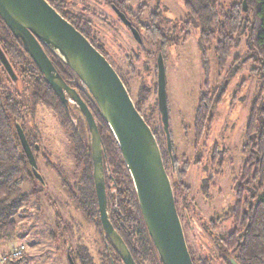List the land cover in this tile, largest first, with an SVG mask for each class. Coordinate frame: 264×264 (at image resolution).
Returning <instances> with one entry per match:
<instances>
[{
  "label": "rangeland",
  "instance_id": "374dc122",
  "mask_svg": "<svg viewBox=\"0 0 264 264\" xmlns=\"http://www.w3.org/2000/svg\"><path fill=\"white\" fill-rule=\"evenodd\" d=\"M185 1L127 0L126 8L136 18L129 14L125 16L138 31L141 46L105 0H65V5L71 14L84 16L91 21V31L98 45L125 83L132 102L135 104L139 98H145L141 105L142 117L148 120L150 129L157 134L161 129L155 94L157 48L140 24H148L149 14L155 9L161 12L160 27L164 35L177 42L166 48L164 62L172 154L179 169L184 161L189 163L179 188L173 186L168 164L165 165L166 172L187 248L196 259L222 264L218 259L219 250L215 240L233 229V222L230 217H225V212L235 201L231 184L244 161L241 147L247 118L258 95L259 81L250 76L252 65L248 60H244L238 70L230 75L233 58L241 60L246 55L245 41L240 39L223 72L217 69L213 45L207 48L209 91L205 89L204 69L197 46L198 30L191 26L184 27L187 20L183 5ZM218 1L225 7L231 3L229 0ZM141 5L144 7L138 14ZM243 5L246 7L245 1ZM187 32L189 39L182 43ZM71 82L85 89L75 75L71 77ZM213 91H217L216 94L223 91L222 100L212 109L213 123L209 132L199 140L194 138L198 99L201 93L208 95L204 99L209 98ZM78 128L89 139L81 116ZM69 133L47 104L41 101L27 104L25 134L29 136L32 146L37 147L35 158L42 182H36L34 189L40 193L24 205L22 211L26 209L25 213L14 217L17 230L11 240L13 244L9 241L1 243L2 246L10 244L8 250L14 244L25 245V264H70L69 251L76 264H81L80 259L83 258L87 261L86 257L91 264H107L97 209L96 213L94 211L88 215L78 202V188L83 186V167L74 160ZM163 135H158V146L160 151L166 152ZM21 190L28 192L30 188L24 183ZM137 244L138 262L156 264L155 259Z\"/></svg>",
  "mask_w": 264,
  "mask_h": 264
},
{
  "label": "trees",
  "instance_id": "16d2710c",
  "mask_svg": "<svg viewBox=\"0 0 264 264\" xmlns=\"http://www.w3.org/2000/svg\"><path fill=\"white\" fill-rule=\"evenodd\" d=\"M46 1L84 35L107 60L102 47L98 45L91 31V21L86 20L84 16L68 12L65 0ZM105 1L111 9L114 6L124 15L129 14L136 18L126 8L127 0ZM229 1L231 3L225 7L218 0H186L183 3L187 14L184 27L191 26L198 30L197 46L201 54L206 90H208L209 81L207 48L213 45L217 69L223 72L232 50L240 44V39L245 41L246 55L241 60L238 57L233 58L230 75L238 70L244 60H248L252 65L249 70L250 76L259 81L258 95L252 103L247 118L245 139L241 147L244 161L238 175L232 179L235 201L225 212V217H230L233 222V229L217 238L215 244L219 250L218 259L222 264H232V262L235 264H264V0ZM243 1L246 2L245 11L242 6ZM143 7L144 5H141L138 8V14L141 13ZM160 22H162L161 12L155 9L149 14L148 24H139L150 41L156 45L157 53L161 52L165 62L166 48L177 42L164 35ZM188 39L187 32L182 43ZM141 45L142 39L139 46ZM0 49L13 71V76H10L0 64V244L7 241L13 244L11 240L16 236L17 230L14 217L25 213L26 209L22 211L24 205L40 193L34 189V185L39 180L32 172L16 130L18 125L26 136L28 103L35 104L41 101L47 104L58 115L61 125L70 132L74 160L83 167V186L78 188L80 193L78 202L88 215L94 211L96 213L97 204L92 177L90 142L78 128L81 116L78 108L74 104H63L59 100L37 66L24 51L21 42L11 34L1 19ZM44 50L58 74L69 86L77 90L95 118L103 147L106 204L111 213L112 226L124 241L136 264H140L136 257L137 242L141 250L147 251L155 259L156 264H160L143 222L132 180L113 135L86 90L71 82V77L74 75L71 70L46 47ZM123 84L126 87L124 82ZM216 92L213 91L206 99L204 98L208 95L205 93L199 96L194 119L196 136L194 138L201 140L206 137V133L212 126V109L221 102L223 94V91L218 94ZM144 99L139 98L134 104L141 116V105ZM143 119L150 127L144 116ZM151 131L158 143V135H163L162 128L159 134L154 130ZM26 139L35 157L37 147L32 146L29 136H26ZM161 156L164 168L166 169V164L169 166L170 175L174 181L173 186L181 187L179 183L186 175L189 163L184 161L179 169L174 158L175 172L172 175L167 152L161 151ZM24 183L30 191L22 192L21 188ZM184 213L188 223L186 211ZM212 229H215V226H212ZM102 232L101 230V234H104ZM104 240L107 264H123L112 244L106 238ZM188 251L193 264H211V261L206 259L194 258L191 251L189 249ZM24 254L19 261L24 259L26 255ZM86 258L88 261V257ZM70 259L73 264H76L72 257ZM87 261L85 258L80 259L81 264H91Z\"/></svg>",
  "mask_w": 264,
  "mask_h": 264
},
{
  "label": "water",
  "instance_id": "95a60500",
  "mask_svg": "<svg viewBox=\"0 0 264 264\" xmlns=\"http://www.w3.org/2000/svg\"><path fill=\"white\" fill-rule=\"evenodd\" d=\"M120 22L137 43L138 31L126 16L112 7ZM245 11V6L243 5ZM0 19L18 39L24 51L63 104H74L89 132L92 177L103 233L123 264H136L107 214L103 147L95 118L77 90L58 74L44 50L46 47L80 80L113 135L132 180L140 213L160 264H193L189 254L168 174L158 143L137 111L122 80L106 58L46 0H0ZM44 46V47H43ZM156 99L166 152L174 175V158L169 132L165 92V66L161 52L156 55ZM0 64L13 76L0 49ZM22 149L34 176L42 182L37 163L22 129L16 126ZM69 263L73 264L70 257ZM232 264H235L232 262Z\"/></svg>",
  "mask_w": 264,
  "mask_h": 264
},
{
  "label": "built area",
  "instance_id": "2783aa9c",
  "mask_svg": "<svg viewBox=\"0 0 264 264\" xmlns=\"http://www.w3.org/2000/svg\"><path fill=\"white\" fill-rule=\"evenodd\" d=\"M26 252V246L23 244L11 245L9 250L0 255V264H15L22 258Z\"/></svg>",
  "mask_w": 264,
  "mask_h": 264
},
{
  "label": "flooded vegetation",
  "instance_id": "af4514ba",
  "mask_svg": "<svg viewBox=\"0 0 264 264\" xmlns=\"http://www.w3.org/2000/svg\"><path fill=\"white\" fill-rule=\"evenodd\" d=\"M36 163H37V161H36ZM166 170V169H165ZM95 196H96V194H95ZM96 204H97V199H96ZM107 205V204H106ZM96 209H97V213H98V219H99V212H98V206H96ZM107 214H108V218H109V220H110V222L112 221V219H111V213H110V211H109V208H108V206H107ZM99 224H100V219H99ZM111 224H112V222H111ZM100 226H101V224H100ZM101 228V227H100ZM114 228V227H113ZM101 230H102V228H101ZM103 233V232H102ZM101 236H102V239H103V244L105 243L104 241V239L106 238V240H108V242L110 243V241H109V239L107 238V236H105V234H101ZM70 249H71V247H70ZM68 257H71V254H70V251H69V253H68Z\"/></svg>",
  "mask_w": 264,
  "mask_h": 264
},
{
  "label": "crops",
  "instance_id": "0c3cea01",
  "mask_svg": "<svg viewBox=\"0 0 264 264\" xmlns=\"http://www.w3.org/2000/svg\"><path fill=\"white\" fill-rule=\"evenodd\" d=\"M4 243H6V242H4ZM7 251H8V245L5 244V246H2V245L0 244V255H2L3 253H5V252H7ZM25 258H26V255H25V257H24L23 260H20V261L16 262L15 264H25V263H24V262H25V261H24Z\"/></svg>",
  "mask_w": 264,
  "mask_h": 264
}]
</instances>
